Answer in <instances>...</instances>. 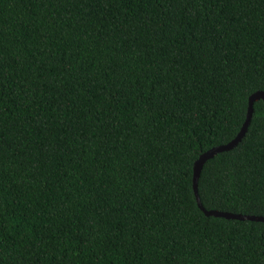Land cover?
<instances>
[{"label":"trees","instance_id":"obj_1","mask_svg":"<svg viewBox=\"0 0 264 264\" xmlns=\"http://www.w3.org/2000/svg\"><path fill=\"white\" fill-rule=\"evenodd\" d=\"M259 91L264 0H0V264H264Z\"/></svg>","mask_w":264,"mask_h":264},{"label":"water","instance_id":"obj_2","mask_svg":"<svg viewBox=\"0 0 264 264\" xmlns=\"http://www.w3.org/2000/svg\"><path fill=\"white\" fill-rule=\"evenodd\" d=\"M263 100L264 101V92L259 91L251 95L249 99V107H248V113L246 117V121L236 136L234 140H232L230 143L226 145H221L218 147H214L213 149H210L209 151L203 153L195 162L194 164V176H193V189L195 193V197L197 199V203L200 207V209L207 215V216H214V217H221L225 218L228 220H240V221H255V222H264V217L263 216H252V215H243V214H235V213H230V212H223V211H218V210H207L200 198L199 194V179L202 173V169L204 167V164L214 158L218 153L224 152V151H229L232 150L243 138L245 132L248 129V126L251 122V119L253 117V112H254V104L257 101Z\"/></svg>","mask_w":264,"mask_h":264}]
</instances>
